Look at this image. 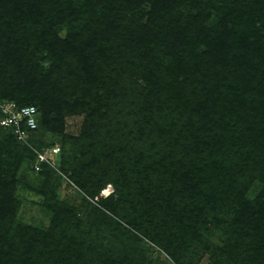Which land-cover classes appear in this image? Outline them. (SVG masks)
Returning <instances> with one entry per match:
<instances>
[{"label": "trees", "instance_id": "obj_1", "mask_svg": "<svg viewBox=\"0 0 264 264\" xmlns=\"http://www.w3.org/2000/svg\"><path fill=\"white\" fill-rule=\"evenodd\" d=\"M255 21L264 27V0H0V100L34 105L33 134L60 136L33 146L60 148L35 170V151L0 126V264H143L88 252L98 216L139 240L134 228L178 264H264V194L246 196L254 175L264 177V36ZM133 74L145 81L135 89L144 101L133 142L101 153L87 123L65 132L81 113L105 121L103 134L111 129L118 81ZM79 83L91 101L74 91ZM53 165L85 201L107 184L114 191L90 200L82 217L54 199ZM20 168L42 178L52 212L42 229L15 218Z\"/></svg>", "mask_w": 264, "mask_h": 264}, {"label": "rangeland", "instance_id": "obj_2", "mask_svg": "<svg viewBox=\"0 0 264 264\" xmlns=\"http://www.w3.org/2000/svg\"><path fill=\"white\" fill-rule=\"evenodd\" d=\"M259 18L261 19L262 17L260 16ZM214 19L215 16L210 15L208 21L209 24L213 22ZM143 20L144 18L142 19V21ZM255 22L259 29V31L256 30V35L258 37V40H261L259 39V35L262 34V37L264 36V27H262L263 22ZM57 33L60 36H64L66 33L65 26L59 25L57 27ZM72 68L74 67L72 66ZM157 70H160L161 72L157 73V77H155L158 79L162 78V69L159 68ZM138 75L139 74H133V79H126V83L124 84V86L120 81H118V83L120 84V88H116V91H120L123 96L115 100L117 107H120V109L118 115L114 119L116 123L110 124L111 129L106 130L103 134V131H100L99 127L103 126L105 121H102V123L99 125H93L90 123V121L94 117V114L81 113L80 115H71L66 119L65 132L69 134L79 135L80 131L84 127L83 125L87 123L86 126H89L90 128L88 131L89 134L90 132H92V135L89 138V142L92 144V147L97 148V152L101 153H110V151H113L118 146H121L124 142H133V139L136 138L137 129V124L135 122H138L139 118H137L136 116V113L139 112L138 103L141 104V102L144 101L142 96L138 95L135 91L138 86L140 90H142V88H144L145 86L143 77ZM149 86L152 87V81ZM73 89L74 91H77L79 93L86 94L89 101L93 99L95 94L94 92L85 93L86 87L83 83H79L78 85L73 87ZM143 92L144 96L147 98V95L150 91L146 88ZM150 96L148 98H150ZM133 104H135L134 107ZM123 105L128 107L122 108L124 107ZM129 111H132V113H130ZM97 132H100L103 137L96 138L94 135ZM155 138H151V145H149V148H151L152 151L159 144V140ZM51 140L58 141L60 140V136L46 132L37 134L35 136L32 133L28 135L27 143L23 144L28 146V148H32L34 151V147H37L40 144L47 143ZM52 168L55 169L54 172L56 176V178L54 176L53 181L58 179L56 186H58L60 190L59 195L54 199H59L65 204L76 207L82 217H87L86 213H90V205L88 204V202L91 199H89V201L86 200V202L84 200V193L74 184L70 177L60 168H58L57 165H53ZM261 173L262 172L254 175V182L247 187L246 196H250L251 198L259 197V194L261 193L264 194V177L262 178L263 175ZM18 178L19 181L16 183V189L14 192L15 197L18 198L15 218L22 225L30 226L31 228H34L36 230L46 227L50 222L52 212L48 207L49 205L45 203L46 197L40 191L42 178L38 177L35 173L26 171L23 168H20L18 172ZM104 189L106 191H104ZM104 189L100 190L99 194L90 202L92 203V201H99L101 200V198H105L106 196L112 194L114 191V188L111 184H107ZM98 217L94 219L90 218L89 221L94 223V226L91 229V232H89L87 238V241L89 243L88 245L91 246L88 252L91 253L94 257H104L106 254V252L104 251L108 249V252L113 257L119 259H123L127 255H129L130 258H139L143 260V264H178L166 252H164L162 248H160L154 242L150 241L148 238L142 235V233L135 230L134 228L130 229L132 230L134 235L139 238V240H135L131 236V234H120V232L114 230L116 228H113L108 223V221H106L104 218ZM228 218L230 220L233 218L232 213L228 216ZM199 263L206 264V261L204 258H202Z\"/></svg>", "mask_w": 264, "mask_h": 264}, {"label": "built area", "instance_id": "obj_3", "mask_svg": "<svg viewBox=\"0 0 264 264\" xmlns=\"http://www.w3.org/2000/svg\"><path fill=\"white\" fill-rule=\"evenodd\" d=\"M0 126L11 129L16 139L27 143L28 135L38 126V112L34 105H19L13 100H0ZM60 148L57 144L42 151L35 150L37 159L35 170H40V163L52 164Z\"/></svg>", "mask_w": 264, "mask_h": 264}, {"label": "bare ground", "instance_id": "obj_4", "mask_svg": "<svg viewBox=\"0 0 264 264\" xmlns=\"http://www.w3.org/2000/svg\"><path fill=\"white\" fill-rule=\"evenodd\" d=\"M104 191H106V190L104 189Z\"/></svg>", "mask_w": 264, "mask_h": 264}]
</instances>
